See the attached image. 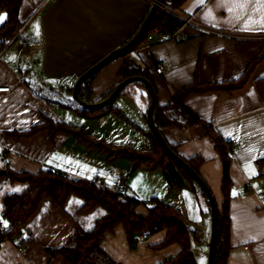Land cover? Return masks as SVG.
<instances>
[{"label":"crops","instance_id":"crops-1","mask_svg":"<svg viewBox=\"0 0 264 264\" xmlns=\"http://www.w3.org/2000/svg\"><path fill=\"white\" fill-rule=\"evenodd\" d=\"M241 3L244 4L243 8L240 7ZM149 6L148 0L38 1L25 21L22 34L0 51V86L11 88L10 91L0 92V171L5 172L9 166L17 172L38 174L43 169L51 168L76 178L99 180L95 172L90 171L95 168L89 164L93 162L92 154L101 153L98 148L91 149L75 136L57 135L51 141L49 131H41L30 138L17 137L13 133L27 131L42 123L45 117L67 123L46 94L55 91L62 93L67 101L73 99L78 78L121 48L136 33ZM229 8H232L231 12ZM179 11L194 16L207 26L227 32L264 34V0H185ZM37 19L41 29V51L35 52L37 46L32 35L36 47L25 63L33 76L28 81L23 68L19 66L22 61L20 49L13 47ZM245 24L248 25L247 30ZM131 58L150 73L157 103L161 107L168 106L175 96L195 82L217 85L237 81L255 60L263 58L256 64L242 89L234 92H195L183 104L210 124L224 143L237 141L231 164L233 187L228 215L231 249L227 264H264V166L260 162L264 158V94L258 87L259 81L264 79V41L210 34L186 26L180 39L158 37L149 49L143 45L138 47L131 53ZM158 64L166 67L162 75L156 72ZM123 66L124 59L119 58L95 75L91 82L94 103L100 102L114 85L120 83L119 74ZM44 90H47L46 94ZM118 99L119 107L115 105ZM118 99L103 108L105 114H116L112 109L117 108L121 113L119 116L125 113L128 120L146 124L143 131L147 133L151 147L147 123L148 102L144 89L133 84ZM69 108L85 116L77 107ZM105 114L101 112L85 117L99 118ZM163 135L183 157L204 159L200 174L220 206L224 201L223 162L206 129L201 125L187 129H165ZM100 139L96 140L97 144L104 143ZM77 165L86 166V169ZM253 170L256 175H252ZM118 178L123 177H115L111 183ZM124 180L128 186L127 195L141 202L138 211L147 214L152 203L129 195V185ZM25 187V184L0 179L1 222L4 221V197L22 192ZM188 187L197 189L190 184L184 188H170L184 190ZM243 187L250 191L248 196L242 193ZM13 188H20L21 191L13 192ZM182 199L178 203L185 206ZM81 205L82 201L76 197L71 199L67 209L50 199L44 200L26 225L27 235L35 241L22 247L17 239L4 240L0 245V264H71L63 255L51 256L48 250L63 247L78 226L91 230L96 220L103 216L102 210L99 214L95 211L80 213ZM181 217L192 233L191 250L197 263L208 264L209 247L193 245L197 235L192 230V218L188 213L181 214ZM165 235V232H159L149 239L141 237L132 246L126 230L119 226L105 236L101 247L113 264H161L181 253V247L177 244L155 249Z\"/></svg>","mask_w":264,"mask_h":264},{"label":"trees","instance_id":"trees-1","mask_svg":"<svg viewBox=\"0 0 264 264\" xmlns=\"http://www.w3.org/2000/svg\"><path fill=\"white\" fill-rule=\"evenodd\" d=\"M184 1L185 0H166L165 4L179 11ZM24 2L25 0H0V12L8 14L6 21L0 26V51L6 49L10 41L18 38L22 34L21 30L25 22L21 20L20 11ZM151 7L152 4H150L149 10L136 33L140 30L147 18ZM173 21L174 18L172 16L159 8L143 39L122 57V59H124V66L119 74L120 83L131 77L142 76L148 79L153 85L150 73L131 58V53L146 42L149 33L155 28L160 29L161 36H168L172 33L176 29L173 25ZM136 33L131 36L126 43H128ZM125 44H123V46ZM262 59L263 58L255 60L249 66L247 72L237 81L217 85H201L195 82L184 88L172 99L168 106L161 107L157 103L155 108V123L162 134L165 129H187L201 125L206 129L207 135L214 144L223 162L222 193L224 201L220 206L218 205L219 234L215 264H227L231 249V224L228 215L233 187V180L231 177L233 153L228 149L230 142L224 143L213 130L212 126L195 115L183 104V102L190 94L195 92H234L242 89L248 83L256 64ZM95 75L85 81L79 91L80 98L87 103H94L92 100L91 82ZM135 84L144 89L149 108L151 104L149 91L142 83ZM118 85L119 84L114 85L112 89L102 97L101 101L107 99ZM258 87L264 94V79L259 81ZM126 89L127 88H125L122 93H124ZM103 110L104 109L88 110L84 108L81 112L85 116H92L101 113ZM112 110L116 114L121 115L117 108H113ZM41 131H49V140L51 141H53L57 135L75 136L79 141L89 145L91 149L95 147L98 148L101 153L104 151L111 152L113 150V147H108L103 142L97 144L96 139L88 134L85 128L74 127L60 120L54 121L50 117H45L42 123L32 126L27 131L15 132L13 135L30 138ZM149 131L152 139L150 148L131 150L130 152L120 151L114 155H124L129 158L135 170L140 167H147L150 170L162 169L168 179L170 187L184 188L190 184L194 188H198L199 186L194 182L191 176L169 157L152 131L150 129ZM170 146L180 155L176 146ZM180 156L200 174V167L204 163V159L201 157L187 159L182 155ZM260 162L264 166V158H262ZM0 179H7L12 183L26 185L22 192L7 194L4 197L3 218L8 222V227L5 228L3 222L0 221V245L6 239H17L22 247L31 245L35 240L32 236L27 235L26 225L31 217L38 211L40 204L44 200L50 199L59 207L67 209L71 199L76 197L82 201V205L78 210L80 213L87 214L101 209L103 211V216L96 220L91 230H85L81 226H78L75 233L63 247L55 250H48L51 256L63 255L71 264H113L102 249L101 243L107 234L112 233L117 227L122 226L126 230L132 246H135L141 237L149 239L159 232H165L166 235L164 240L155 246V249L166 248L174 244L181 247V253L177 257L166 260L161 264H198L191 250L192 233L188 230L179 210L173 206L166 205L155 199L148 208V213L142 214L138 211L141 202L134 198L128 195L124 196L118 194L108 187L99 186L95 182L76 178L51 168L43 169L38 174H30L14 171L8 166L5 172L0 175ZM201 192L204 193L202 190ZM206 199L210 205L207 196ZM4 228L7 230V234H4Z\"/></svg>","mask_w":264,"mask_h":264},{"label":"rangeland","instance_id":"rangeland-1","mask_svg":"<svg viewBox=\"0 0 264 264\" xmlns=\"http://www.w3.org/2000/svg\"><path fill=\"white\" fill-rule=\"evenodd\" d=\"M38 1L39 0H25L20 11V17L23 22L27 21L28 17L37 6ZM3 13L5 12H0V14ZM37 21L38 19L28 27L27 31H25L13 47V49L16 47L20 49L19 55L22 57V61L19 66L23 68L25 77L28 81H31V77L33 76L29 73L31 70L25 64L26 59L32 51L35 50L36 46L37 51L35 52L38 53L41 51L39 40L41 38V29L38 37L34 29V25L37 24ZM28 24L29 23H27V25ZM32 35H34L33 39L36 41L35 47L31 38ZM25 69H29V71L27 72ZM134 85L136 86L137 84ZM130 86H133V84ZM46 91L47 90H44L43 93L46 94ZM46 96L52 101L57 113L65 117V121L69 125L83 127L87 129L97 141L99 137H101L100 141L103 140L106 146L113 147L111 152L104 151L102 154L97 153L91 155L94 163L91 162L89 164L93 166L92 168H95L94 172L99 180L106 181V184H110L113 178L123 177L128 182L129 195L136 198L140 197L142 201H148L150 204L154 201V198H158L179 209L182 215L188 213L193 222L192 230L197 235V239L193 241V245L210 246L212 233L211 209L206 196L201 192L199 187H196V190L192 189V187H188L184 190L170 188L168 179L162 169L150 170L147 167H140L135 170L129 158L124 155H114L120 151L130 152L131 150L150 148V141L147 133L143 131L146 124L141 125L137 121L128 120L125 113H123L122 116L114 113L105 114L106 110L102 111V114H105L102 117L88 118L81 116L79 113L69 108L77 107L78 110H84V107L75 102L74 99L67 101L62 93H57L55 91H50ZM119 103L120 101L118 99L115 105L119 107ZM181 199L185 201V206L178 203ZM99 211H101V209L95 212L99 214Z\"/></svg>","mask_w":264,"mask_h":264},{"label":"water","instance_id":"water-1","mask_svg":"<svg viewBox=\"0 0 264 264\" xmlns=\"http://www.w3.org/2000/svg\"><path fill=\"white\" fill-rule=\"evenodd\" d=\"M166 0H156L151 9L150 12L145 19L144 23L142 24L140 30L136 33V35L124 46L121 48L113 51L111 54H109L107 57L103 58L101 61H99L97 64L92 66L87 72H85L82 76L78 78L76 81V84L73 89V99L75 102H77L79 105L84 107L88 110H100L103 108L108 107L109 105L113 104L121 95L122 91L127 88L128 86L135 84V83H142L147 90L149 91V94L151 96V104L147 111V123L162 146L163 150L169 155L171 159H173L181 168H183L194 180V182L200 187V189L204 192V194L207 196L210 206H211V216H212V233H211V240H210V246H209V256H208V264H215L216 260V253H217V245H218V204L215 199V196L207 184V182L203 179V177L197 173L186 161L184 158H182L180 155H178L169 145L167 140L165 139L162 132L158 129L155 119H154V113L155 108L157 105V94L155 92L154 86L152 83L142 76H135L126 79L125 81L119 83V85L116 87L115 91L105 100H102L97 103H87L83 101L79 96V91L82 86V84L87 81L89 78H91L93 75L100 72L103 68H105L108 64L111 62L122 58L127 52H129L133 47H135L145 36L147 33L151 23L154 20V17L159 10V8L165 3ZM4 171H0V175L3 174Z\"/></svg>","mask_w":264,"mask_h":264},{"label":"built area","instance_id":"built-area-1","mask_svg":"<svg viewBox=\"0 0 264 264\" xmlns=\"http://www.w3.org/2000/svg\"><path fill=\"white\" fill-rule=\"evenodd\" d=\"M148 1L150 2V4L153 5V3L156 0H148ZM160 8L164 12H166L167 14H169L170 16H172L174 18L173 25L176 27V29L168 35L169 38L180 39L181 38V32H182L183 28L186 26H192V27L199 29L202 32H205V33L216 34V35H221V36H231V37H235V38L242 39V40H263L264 41V34L231 33V32H227L224 30L217 29V28H213L211 26H207V25L197 21L194 16L185 15V14L181 13L180 11L173 9L171 6H169L165 3ZM158 37H162L161 31L159 28H155L153 31H151L149 33L146 42L143 44V47L146 49H149L151 47V44L154 41H156V39ZM0 57H1V53H0ZM165 71H166L165 65H163V64L157 65L156 72L159 75L164 74ZM10 90H11L10 87H1L0 86V92H7ZM236 145H237L236 140H233L232 142H230V144L228 145V149L230 150V152H232V153L235 152ZM263 172H264V167H263ZM92 182L97 183L99 186L108 187L111 190H113L114 192H117L118 194L127 196L128 186H127V184L123 178H118L115 181H113L111 184H106L103 180H93ZM242 193L244 195L248 196L250 194V191L247 189V187H243ZM3 232H4V234H7V230L5 228L3 229Z\"/></svg>","mask_w":264,"mask_h":264},{"label":"snow or ice","instance_id":"snow-or-ice-1","mask_svg":"<svg viewBox=\"0 0 264 264\" xmlns=\"http://www.w3.org/2000/svg\"><path fill=\"white\" fill-rule=\"evenodd\" d=\"M240 7L243 8L244 7V4L241 3L240 4ZM228 11L231 12L232 11V8H229ZM7 15H8L7 13L0 14V24H3L6 21ZM247 28H248V25L245 24V30H247ZM34 29H35V34L38 37L40 35V27H39V24L38 23L36 25H34ZM11 59H14V57L11 58ZM249 94L251 95V93H249ZM229 135H231V133H229ZM53 159H56V157H53ZM77 166L78 167H84L86 169V166H80V165H77ZM90 171H93L94 172L95 169H91ZM252 175H256V172L254 170L252 171ZM88 178L91 179V177H88ZM11 191H13V192H19V191H21V189L20 188H13V189H11ZM234 194H235V192H234ZM185 195H187V194H185ZM3 226L5 228L8 227V222L6 220L3 221Z\"/></svg>","mask_w":264,"mask_h":264}]
</instances>
